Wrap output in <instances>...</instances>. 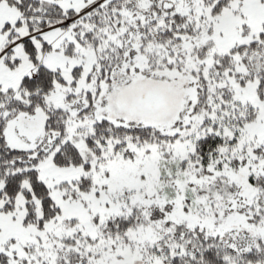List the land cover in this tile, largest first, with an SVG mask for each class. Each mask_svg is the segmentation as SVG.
Listing matches in <instances>:
<instances>
[{
    "label": "snow or ice",
    "instance_id": "snow-or-ice-1",
    "mask_svg": "<svg viewBox=\"0 0 264 264\" xmlns=\"http://www.w3.org/2000/svg\"><path fill=\"white\" fill-rule=\"evenodd\" d=\"M0 264H264V0H0Z\"/></svg>",
    "mask_w": 264,
    "mask_h": 264
}]
</instances>
